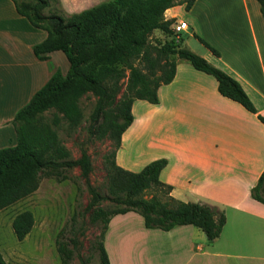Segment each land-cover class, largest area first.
<instances>
[{
  "label": "crops",
  "instance_id": "0c3cea01",
  "mask_svg": "<svg viewBox=\"0 0 264 264\" xmlns=\"http://www.w3.org/2000/svg\"><path fill=\"white\" fill-rule=\"evenodd\" d=\"M59 1L62 11L70 3L73 13H80V4L90 9L111 0ZM165 18L187 22L182 46L237 80L257 113L222 96L213 76L181 60H177L172 83L159 89L158 104H133L134 121L122 136L118 166L140 172L154 161L166 160L160 179L172 188L171 196L225 211L226 225L212 245L192 226L169 232L145 228L140 238L133 239L122 235L116 262L264 264V205L251 197L264 172V124L259 119L264 118V17L260 4L257 0H196L191 10L177 6L166 11ZM47 36L17 12L12 0H0V149L17 143L13 125L17 112L54 73L66 75L70 70L61 51L49 54L46 61L36 58L33 49ZM121 216L112 219L106 234L111 264L108 240H113L114 231L121 234L122 221L113 222Z\"/></svg>",
  "mask_w": 264,
  "mask_h": 264
},
{
  "label": "trees",
  "instance_id": "16d2710c",
  "mask_svg": "<svg viewBox=\"0 0 264 264\" xmlns=\"http://www.w3.org/2000/svg\"><path fill=\"white\" fill-rule=\"evenodd\" d=\"M12 1L21 16L48 34L44 42L34 47L36 58L46 61L49 54L61 51L70 70L66 75L61 71L54 73L15 116L17 143L0 149V212L33 195L43 177L59 179L62 170L79 167L92 197L86 210L91 212L92 224L103 226L97 245L100 264H111L105 239L112 219L128 213L139 214L147 230L169 232L192 226L204 233L209 244H214L226 225L225 211L174 199L172 188L160 179L166 160L154 161L140 172L124 170L116 161L122 136L134 121L133 104H158L159 89L172 83L176 76L177 60L213 76L222 96L257 113L237 80L184 48V40L175 37L174 21L165 18L166 11L181 5L189 11L196 0H111L69 18L58 13L45 14L59 0ZM257 1L264 17V0ZM156 31L168 35L169 40L152 44L150 39ZM195 38L219 55L201 37ZM89 94L96 98L87 127L89 140L112 143V151L105 155L108 195L89 183L94 167L88 152L82 150L81 157L74 160L56 130L63 121L73 131L82 125L80 102ZM48 112L52 113L51 121L45 117ZM259 119L264 124V118ZM149 190H155L165 200L157 196L146 199L143 195ZM251 197L264 205V172L251 190ZM106 202L109 204L104 206ZM84 215L78 213V223ZM71 223L73 231L77 214ZM34 226L31 211L18 214L12 223L19 242L30 235ZM63 235L57 239V250L61 263L71 264L77 256L79 240L76 234L69 239ZM0 264H8L1 252Z\"/></svg>",
  "mask_w": 264,
  "mask_h": 264
},
{
  "label": "rangeland",
  "instance_id": "374dc122",
  "mask_svg": "<svg viewBox=\"0 0 264 264\" xmlns=\"http://www.w3.org/2000/svg\"><path fill=\"white\" fill-rule=\"evenodd\" d=\"M51 5L49 9L45 10L46 15L58 13L69 18L72 14H76L73 13V7L70 3L64 5L65 11H62L60 3H52ZM79 6L81 12L88 10V5L80 4ZM187 38L185 36L184 39ZM167 40H169L168 35L156 31L150 42L156 45L158 42ZM187 45L193 48L188 43ZM6 62L4 61V63ZM6 70L7 66L4 65L3 71ZM95 102L96 98L91 94L81 100L80 106L84 120L77 130H71L65 121L56 130L74 160L81 157L82 150L88 152L94 167V171L89 177V183L104 195H108L105 155L112 151V143L109 140H89L87 132ZM45 117L51 121L52 113H45ZM59 175H61L59 179L43 177L39 189L33 195L0 212V252L8 264H62L56 244L61 233L67 239L76 234L79 240L77 256L71 264H100L97 245L103 226L92 224L91 212L86 210L92 200L86 180L83 178L79 167L62 170ZM62 177L65 178L62 180ZM143 196L146 199L157 196V198L165 200L155 190H149ZM108 204L106 202L104 206ZM24 211H31L34 214L35 226L30 235L24 241L19 242L14 234L12 223L14 218ZM78 213L79 215L85 214L83 218L81 216L79 223ZM76 214L77 224L74 225L75 228L72 231L71 220ZM129 214L131 215H123L113 221L114 224L122 221L121 229H119L121 234L114 231L113 240H108L113 264H117L116 255L121 253L120 243L122 240L118 237L123 235L132 239L140 238V233L145 231L143 218L136 213ZM142 239L143 237L140 241L144 240Z\"/></svg>",
  "mask_w": 264,
  "mask_h": 264
},
{
  "label": "built area",
  "instance_id": "2783aa9c",
  "mask_svg": "<svg viewBox=\"0 0 264 264\" xmlns=\"http://www.w3.org/2000/svg\"><path fill=\"white\" fill-rule=\"evenodd\" d=\"M189 29L187 22L178 21L175 22L172 26V31L177 39L181 37V35Z\"/></svg>",
  "mask_w": 264,
  "mask_h": 264
}]
</instances>
